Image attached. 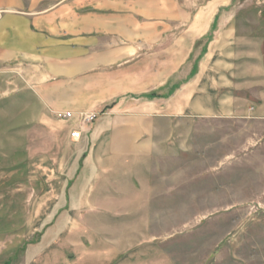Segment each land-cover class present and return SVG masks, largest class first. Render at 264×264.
Segmentation results:
<instances>
[{"label": "rangeland", "instance_id": "374dc122", "mask_svg": "<svg viewBox=\"0 0 264 264\" xmlns=\"http://www.w3.org/2000/svg\"><path fill=\"white\" fill-rule=\"evenodd\" d=\"M230 8L226 19L233 18L237 32L255 34V26L264 27V0H233ZM166 33L165 38L180 39L187 32ZM185 76H173L161 88L156 99H162L149 113L150 131L140 127L137 133L139 144L151 142L143 184L138 174L132 175V183L121 184L124 190L105 189L99 202L46 201L49 176L58 179L62 172L91 168L94 180L96 160L107 156L93 143L90 163H84L79 146L72 144L67 151L64 135L78 141L80 137L71 134L78 126L83 133L108 140L114 114L105 107L123 102L115 116H136L140 113L127 105L141 104L148 93L101 95L94 78L66 80L74 106L61 110L73 111L75 118L59 119L55 112L60 109L48 111L52 125L39 123L34 138L40 141L34 144L23 136L28 128L20 125L16 102L0 111V264H44L51 249L68 254L75 263L80 241L92 247L81 221L97 214L120 218L92 229L98 239L115 240L119 226L120 243L113 241L112 246L118 257L112 264H264V118L179 115L171 89L187 81ZM81 112H94L96 118L81 124ZM98 124L102 126L96 129ZM48 132L56 134L55 150L48 148ZM107 183L114 184L111 178L105 187ZM55 215L56 238L27 255L32 243L48 242L44 236ZM63 253L57 264L64 262Z\"/></svg>", "mask_w": 264, "mask_h": 264}, {"label": "crops", "instance_id": "0c3cea01", "mask_svg": "<svg viewBox=\"0 0 264 264\" xmlns=\"http://www.w3.org/2000/svg\"><path fill=\"white\" fill-rule=\"evenodd\" d=\"M198 1L0 0V111L16 102L20 125L28 128L23 136L34 144L40 141L39 136L34 138L39 123L52 125L48 111L74 106L73 89L70 83L65 85L66 80L94 78L101 95H161L169 79L186 72L189 79L178 82L174 92V110L179 115L264 118V27L255 26V34L239 33L233 18L226 19L233 0ZM179 30L187 32L186 38L164 37L168 31ZM161 99L128 104L140 113L136 116H115L123 102L105 107L106 113L114 114V129L106 141L102 134L93 137L82 131L74 142L64 135L67 151L72 144L79 146L78 157L84 163H90L93 143L107 156L96 160L94 180L91 168L74 174L62 172L58 179L49 176L46 201L99 202L105 189L124 190L121 184L132 183V175L137 174L143 184L151 142L139 144L137 133L140 127L150 131L149 113ZM47 135L48 148L55 150L56 134ZM83 173L85 180L79 177ZM106 177L114 184L108 182L105 187ZM77 192L81 197H75ZM55 219L56 215L49 220L44 236L48 242L32 243L27 255L56 238ZM117 219L103 214L85 217L80 227L92 247L80 241L75 263L68 254L51 249L44 264L59 263L62 253L61 264H112L118 257L112 246L113 241L120 243L119 226L115 240L98 239L92 229ZM110 228L114 233L115 226Z\"/></svg>", "mask_w": 264, "mask_h": 264}, {"label": "built area", "instance_id": "2783aa9c", "mask_svg": "<svg viewBox=\"0 0 264 264\" xmlns=\"http://www.w3.org/2000/svg\"><path fill=\"white\" fill-rule=\"evenodd\" d=\"M55 114L59 119H67V120H70L75 116V113L71 110H60V111H56ZM95 118H96V114L94 112H81L79 114V119L81 124L90 123L94 121ZM71 134L73 137L78 138L81 135V131L76 129L73 130Z\"/></svg>", "mask_w": 264, "mask_h": 264}, {"label": "trees", "instance_id": "16d2710c", "mask_svg": "<svg viewBox=\"0 0 264 264\" xmlns=\"http://www.w3.org/2000/svg\"><path fill=\"white\" fill-rule=\"evenodd\" d=\"M178 85H180V84H178ZM178 85L173 86V88L171 89V94L175 92V90L177 89ZM146 97L149 98V99H153V98H156V97H160V94H158L156 92H151V93H148L146 95ZM107 107H110V106H106V108Z\"/></svg>", "mask_w": 264, "mask_h": 264}]
</instances>
